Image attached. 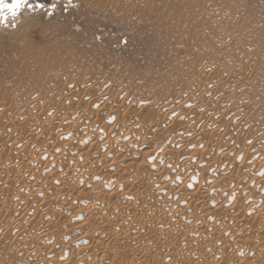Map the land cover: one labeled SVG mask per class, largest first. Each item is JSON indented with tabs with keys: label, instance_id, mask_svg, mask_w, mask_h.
Instances as JSON below:
<instances>
[{
	"label": "rangeland",
	"instance_id": "1",
	"mask_svg": "<svg viewBox=\"0 0 264 264\" xmlns=\"http://www.w3.org/2000/svg\"><path fill=\"white\" fill-rule=\"evenodd\" d=\"M30 2L57 7L0 23V264H264V0Z\"/></svg>",
	"mask_w": 264,
	"mask_h": 264
},
{
	"label": "bare ground",
	"instance_id": "2",
	"mask_svg": "<svg viewBox=\"0 0 264 264\" xmlns=\"http://www.w3.org/2000/svg\"><path fill=\"white\" fill-rule=\"evenodd\" d=\"M51 132H52V131H51ZM88 134H89V133H88ZM52 135H53V134H52ZM50 136H51V135H50ZM127 136H128V135H127ZM54 137H55V136H54ZM56 137H57V136H56ZM85 137H86V136H85ZM89 137H90V136H89ZM50 138H51V137H50ZM67 142H68V141H67ZM64 143H65V142H64ZM68 143H69V142H68ZM73 143H74V142L69 143V144H71V146H73ZM104 143H105V142H104ZM69 144L66 143L67 146H68ZM63 145H64V144H63ZM67 146H66V147H67ZM69 148H70V146H69ZM63 149H64V146H63ZM224 149H225V148H224ZM48 151H49V150H48ZM63 151H64V150H63ZM65 151H66V150H65ZM67 151H68V150H67ZM166 151H167V150H166ZM53 152H54V151H53ZM68 152H69V151H68ZM68 152H67V153H68ZM70 152H71V151H70ZM122 152H123V151H122ZM64 153H66V152H64ZM166 153H167V152H166ZM168 153H169V152H168ZM18 154H19V153H18ZM120 154H121V153H120ZM170 154H171V153H170ZM227 154H228V153H227ZM19 155H20V154H19ZM62 155H63V153H62ZM216 155H217V154H216ZM216 155H215V156H216ZM225 155H226V154H225ZM241 155H242V154H241ZM57 156H58V155H57ZM63 156H66V155H63ZM67 156H68V154H67ZM69 156H70V155H69ZM30 157H31V156H30ZM49 157H50V156H49ZM54 157H55V156H54ZM60 157H61V156H60ZM126 157H127V156H126ZM216 157H217V156H216ZM51 158H52V157H51ZM30 159H31V158H30ZM113 159H114V158H113ZM120 160H121V158H120ZM28 161H30V160H28ZM49 161H50V160H49ZM244 161H245V160H244ZM52 162H53V161H52ZM61 163H62V159H61ZM76 163H77V162H76ZM93 163H94V162H93ZM110 163H111V162H110ZM113 163H115V162H113ZM232 163H233V162H232ZM242 163H243V162H242ZM29 164H30V163H29ZM29 164H28V165H29ZM64 164H65V163H64ZM94 164H95V163H94ZM107 164H108V163H107ZM239 164H240V163H239ZM46 165H47V164H46ZM111 165H112V164H111ZM247 165H248V164H246V166H247ZM120 166H121V165H120ZM203 166H204V165H203ZM236 166H237V165H236ZM239 166H241V164H240ZM89 167H90V166H89ZM96 167H97V166H96ZM200 167H201V166H200ZM241 167H242V166H241ZM251 167H252V166H251ZM82 168H83V167H82ZM226 168H227V167H226ZM230 168H231V167H230ZM239 168H240V167H239ZM239 168H238V169H239ZM247 168H249V167H247ZM255 168H256V167H255ZM96 169H98V168H96ZM102 169H103V168H102ZM201 169H202V168H201ZM203 169H204V167H203ZM203 169H202V170H203ZM206 169H207V168H206ZM48 170H49V169H48ZM65 170H66V169H65ZM65 170H64V171H65ZM70 170H71V169H70ZM70 170H69V171H70ZM84 170H85V169H84ZM100 170H101V169H100ZM197 170H199V168H198ZM207 170H208V169H207ZM210 170H211V169H210ZM79 171H80V170H79ZM85 171H86V170H85ZM104 171H105V170H104ZM106 171H107V170H106ZM200 171H201V170H200ZM225 171H226V170H225ZM239 171H241V170H239ZM83 172H84V171H83ZM88 172H89V171H88ZM198 172H199V171H198ZM205 172H206V171H205ZM210 172H211V171H210ZM210 172H209V173H210ZM252 172H253V170H252ZM75 173H76V172H75ZM86 173H87V172H86ZM195 173H196V171H195ZM237 173H238V172H237ZM243 173H244V172H243ZM80 174H81V173H80ZM84 174H85V173H84ZM99 174H100V173H99ZM99 174H98V175H99ZM189 174H190V173H189ZM193 174H194V173H193ZM207 174H208V173H207ZM62 175H63V174H62ZM62 175H61V176H62ZM100 175H101V174H100ZM152 175H153V174H152ZM166 175H167V174H166ZM190 175H191V174H190ZM201 175H202V174H201ZM201 175H200V174H194L191 178H192L193 181L196 182V180L202 178L203 175H202V176H201ZM209 175H210V174H209ZM48 176H49V175H48ZM81 176H82V175H81ZM85 176H86V175H85ZM87 176H88V175H87ZM87 176H86V177H87ZM232 176H233V175H232ZM242 176H243V175H242ZM252 176H253V174H252ZM255 176H256V175H255ZM89 177H90V176H89ZM112 177H113V176H112ZM233 177H234V176H233ZM235 177H236V176H235ZM244 177H245V175H244ZM60 178H61V177H60ZM93 178H94V177H93ZM187 178H188V177H187ZM211 178H212V177H211ZM214 178H215V177H214ZM67 179H68V177H67ZM83 179H84V178H83ZM89 179H90V178H89ZM89 179H88V180H89ZM167 179H168V178H167ZM185 179H186V178H185ZM232 179H233V178H232ZM240 179H241V178H240ZM240 179H239V180H240ZM259 179H260V178H259ZM59 180H60V179H59ZM68 180H69V179H68ZM71 180H72V179H71ZM73 180H74V179H73ZM190 180H191V179H190ZM245 180H246V179H245ZM251 180H252V179H251ZM57 181H58V179H57ZM90 181H91V180H90ZM108 181H109L108 178H105L104 180H102V182H104V183H105V182H108ZM188 181H189V180H186V181H183L182 183H183V184H187ZM206 181H207V180H206ZM233 181H234V180H233ZM254 181H255V180H254ZM254 181H252V182H254ZM36 182H37V181H36ZM61 182H62V181H61ZM78 182H79V181H78ZM82 182H83V180H82ZM195 182H193L192 184H195ZM238 182H239V181H238ZM243 182H244V181H243ZM58 183H59V182H58ZM66 183H68V182H66ZM76 183H77V182H76ZM109 183H110V182H109ZM109 183H108V184H109ZM201 183H202V182H201ZM204 183H206V182H204ZM204 183H203V184H204ZM207 183H208V182H207ZM250 183H251V182H250ZM37 184H38V183H37ZM59 184H60V183H59ZM70 184L72 185V183H70ZM79 184H80V183H79ZM110 184H111V183H110ZM190 184H191V183H190ZM192 184H191V185H192ZM247 184H248V183H247ZM261 184H262V183H261ZM39 185H40V184H39ZM59 186H60V185H59ZM109 186H110V185H109ZM180 186H181V185H180ZM184 186H185V185H184ZM189 186H190V185H189ZM36 187H37V186H36ZM60 187H61V186H60ZM79 187H80V186H79ZM110 187H111V186H110ZM187 187H188V186H187ZM244 187H245V186H244ZM34 188H35V186H34ZM34 188H33V189H34ZM37 188H38V187H37ZM56 188H57V186H56ZM75 188H76V187H75ZM81 188H82V187H81ZM31 189H32V188H31ZM33 189H32V190H33ZM78 189H79V188H78ZM37 190H38V189H37ZM82 190H83V189H82ZM82 190H81V191H82ZM180 190H181V189H180ZM249 190H250V189H249ZM251 190H252V189H251ZM182 191H183V190H182ZM178 192H179V191H178ZM252 192H253V191H252ZM80 193H81V192H80ZM82 193H83V192H82ZM84 193H85V192H84ZM105 193H106V192H105ZM105 193H104V194H105ZM241 193H242V192H241ZM251 195H252V193H251ZM259 196H260V195H259ZM109 197H110V196H109ZM241 197H242V196H241ZM249 197H250V196H249ZM260 197H261V196H260ZM103 198H104V197H103ZM202 198H203V197H202ZM238 198H239V197H238ZM216 200H217V199H216ZM216 200H215V201H216ZM200 201H201V200H200ZM215 201H213V200L210 199V200H208L207 202H206V201H205V202H206V205L208 204V206H209V205H213V204L215 203ZM250 201H251V200H250ZM230 202H231V201H230ZM221 203H222V202H221ZM220 205H221V204H220ZM239 205H240V204H239ZM241 205H242V204H241ZM241 205H240V206H241ZM170 206H171V205H170ZM232 206H236V208H238V211H239L240 206L237 207V204H236V205H232ZM250 206H251V205H250ZM225 207H226V206H225ZM242 207H243V206H242ZM154 208H155V207H154ZM158 208H159V207H158ZM169 208H170V207H169ZM195 208H196V207H195ZM198 208H199V207H198ZM215 208H216V207H215ZM230 208H231V207H230ZM236 208H234V209H236ZM243 208H244V207H243ZM252 208H253V206H252ZM255 208H256V207H255ZM155 209H156V208H155ZM203 209H204V207H202L201 209H197V210L195 211V217H194L195 220H197L198 218H200V217L202 216L201 213H203V212L205 211V210L203 211ZM224 209H225V208H224ZM192 210H193V209H192ZM222 210H223V209H222ZM222 210H221V211H222ZM244 210H245V209H244ZM255 210H256V209H255ZM259 210H260V209H259ZM261 210H262V208H261ZM56 211H57V210H56ZM157 212H158V211H157ZM165 212H166V211H165ZM191 212H192V211H191ZM226 212H227V211H226ZM258 212H259V211H258ZM261 212H262V211H261ZM180 213H181V212H180ZM207 213H208V212H207ZM222 213H223V212H222ZM235 213H236V212H235ZM235 213H233V214H235ZM153 214H154V212H153ZM183 214H184V213H183ZM190 214H192V213H190ZM203 214H204V213H203ZM258 214H259V213H258ZM204 215H205V214H204ZM223 215H224V214H223ZM226 215H227V214H226ZM228 215H229V214H228ZM177 216H178V215H177ZM187 216H188V215H187ZM193 216H194V215H193ZM205 216H206V215H205ZM220 216H221V215H220ZM234 216H235V215H234ZM234 216H233V218H234ZM244 216H245V215H244ZM244 216H243V217H244ZM183 217H184L183 215L178 216V220H179V221L183 220ZM189 217H190V216H189ZM189 217H188V218H189ZM230 217H231V216H230ZM258 217H260V216H258ZM190 218H191V217H190ZM235 218H236V217H235ZM191 219H192V218H191ZM200 219H201V218H200ZM247 219H248V218H247ZM209 220H210V219H209ZM257 220H259V219H257ZM245 221H246V220H245ZM255 221H256V220H255ZM261 221H262V220H261ZM32 222H34V221H32ZM183 222H184V221H183ZM193 222H194V221H193ZM197 222H198V221H197ZM197 222H196V223H197ZM199 222H200V221H199ZM224 222H225V221H224ZM230 222H231V221H230ZM206 223H207V222H206ZM243 223H244V222H243ZM245 223H246V222H245ZM169 224H170V223H169ZM174 224H175V223H174ZM203 224H204V223H203ZM208 224H210V223H208ZM208 224H207V225H208ZM263 224H264V223H263ZM175 225H176V224H175ZM200 225H201V224H200ZM207 225H206V226H207ZM214 225H215V224H214ZM216 225H217V224H216ZM192 226H193V225H192ZM218 226H219V225H218ZM244 226H245V225H244ZM248 226H249V225H248ZM161 227H162V226H161ZM170 227H171V226H170ZM198 227H199V226H198ZM202 227H203V226H202ZM210 227H211V226H210ZM221 227H222V226H221ZM228 227H229V226H228ZM156 228H157V227H156ZM208 228H209V227H208ZM215 228H216V226H215ZM229 228H230V227H229ZM249 228H250V227H249ZM209 229H210V228H209ZM247 229H248V228H247ZM250 229H251V228H250ZM255 229H256V228H255ZM158 230H159V229H158ZM173 230L175 231V229L171 227V231H173ZM190 230H191V229H190ZM203 230H207V229H204V227H203V229L201 228V231H203ZM149 231H151V230L149 229ZM221 231H222V230H221ZM244 231H245V229H244ZM167 232H168V231H167ZM169 232H170V229H169ZM177 232H179V231H177ZM204 232H206V231H204ZM209 232H210V231H209ZM209 232H208V233H209ZM253 232H254V231H253ZM153 233H154V232H153ZM190 234H191V233H190ZM210 234H211V233H210ZM252 234L254 235V233H252ZM263 234H264V233H263ZM97 235H98V234H97ZM200 235H201V234H200ZM242 235H243V234H242ZM245 235H246V234H245ZM260 235H261V234H260ZM162 236H163V235H162ZM170 236H171V234H170ZM186 236H187V235H186ZM201 236H202V235H201ZM201 236H200V237H201ZM211 236H212V235H211ZM215 236H216V235H215ZM250 236H251V235H250ZM148 237H149V236H148ZM151 237H152V238H155V239L157 240L158 238L161 237V234H160V233H154V235H152V236L149 237V239H148V240H149V243H150V241H151ZM157 237H158V238H157ZM212 237H213V236H212ZM218 237H219V236H218ZM223 237H224V236H223ZM233 237H234V236H233ZM252 237H253V236H251V238H252ZM257 237H258V235H257ZM257 237H256V238H257ZM205 238H207V237H205ZM254 238H255V237H254ZM146 239H147V238H146ZM196 239H197V238H196ZM198 239H199V238H198ZM209 239H211V238H209ZM214 239H215V238H214ZM214 239H213V240H214ZM252 239H253V238H252ZM89 240H90V239H89ZM94 240H95V239H94ZM167 240H168V239H167ZM216 240H217V239H216ZM216 240H215V242H216ZM100 241H101V240H100ZM203 241H204V240H203ZM207 241H209V240H207ZM97 242H99V241H97ZM171 242H172V241H171ZM255 242H256V241H255ZM87 243H88V242H87ZM91 243H92V242H91ZM183 243L185 244V246H184V245H182V246L186 247L187 250L183 251L182 254H185V253L187 254L188 251L191 253V251L193 250L192 248H195V247L198 248L197 241H195V240H192V239H189V238H185V239H183ZM183 243H182V244H183ZM208 243H209V242H208ZM217 243H218V242H217ZM234 243H235V242H234ZM95 244H96V243H95ZM152 244H153V243H152ZM152 244H148V245L154 246V245H152ZM211 244L214 245V243H212V242H211ZM215 244H216V243H215ZM237 244H238V243H237ZM175 246H177V245H175ZM262 246H263V245H262ZM172 247H173V246H172ZM199 247H200V246H199ZM211 247H212V246H211ZM214 247H215V246H214ZM214 247H213V248H214ZM219 247H220V246H219ZM99 248H100V247H99ZM173 248H174V247H173ZM207 248H208V247H207ZM207 248H206V249H207ZM213 248H212V249H213ZM84 249H85V248H84ZM169 249H170V248H169ZM181 249H182V248H181ZM181 249H180V250H181ZM184 249H185V248H184ZM191 249H192V250H191ZM199 249H200V248H199ZM260 249H262V248H260ZM177 250H178V249H177ZM190 250H191V251H190ZM98 251H99V250H98ZM175 251H176V250H175ZM175 251H174V252H175ZM230 251H231V250H230ZM208 253H209V252H208ZM217 254H218V253H217ZM181 256H182V255H181ZM127 257L129 258V256H127ZM216 257H217V256H216ZM214 258H215V257H214ZM86 259H87V258H86ZM205 259H206V258H205ZM227 259H228V258H227ZM220 260H221V259H220ZM114 261H115V260H114ZM73 262H74V261H73ZM101 262H102V261H101ZM208 262H209V261H208ZM208 262H207V263L205 262V263L208 264ZM217 262H218V261H217ZM86 263H87V262H86ZM88 263L90 264V262H88ZM103 263H104V262H103ZM119 263H120V264H123V263L126 264V262H125V258H121V259L119 260ZM119 263H116V262H115V264H119ZM190 263H191V262H190ZM209 263H210V262H209ZM213 263H214V261H213ZM67 264H68V263H67ZM72 264H73V263H72ZM111 264H112V263H111ZM201 264H202V262H201ZM216 264H217V263H216ZM218 264H219V263H218ZM229 264H230V263H229Z\"/></svg>",
	"mask_w": 264,
	"mask_h": 264
},
{
	"label": "snow or ice",
	"instance_id": "3",
	"mask_svg": "<svg viewBox=\"0 0 264 264\" xmlns=\"http://www.w3.org/2000/svg\"><path fill=\"white\" fill-rule=\"evenodd\" d=\"M69 3H72V0H69ZM56 7V4H52L51 10H47L44 4H33L30 2V0H11V2H9V0H0V23H7L9 17H11L13 20H16L21 16V13L25 9L34 12L38 8L42 11H45L47 15L51 16L54 14ZM124 43H127V40H125Z\"/></svg>",
	"mask_w": 264,
	"mask_h": 264
},
{
	"label": "water",
	"instance_id": "4",
	"mask_svg": "<svg viewBox=\"0 0 264 264\" xmlns=\"http://www.w3.org/2000/svg\"><path fill=\"white\" fill-rule=\"evenodd\" d=\"M9 2H11V0H9Z\"/></svg>",
	"mask_w": 264,
	"mask_h": 264
}]
</instances>
